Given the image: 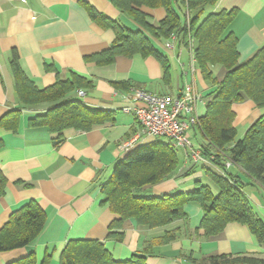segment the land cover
<instances>
[{
	"label": "crops",
	"instance_id": "obj_1",
	"mask_svg": "<svg viewBox=\"0 0 264 264\" xmlns=\"http://www.w3.org/2000/svg\"><path fill=\"white\" fill-rule=\"evenodd\" d=\"M85 4L108 18L133 30L139 26L122 13L112 0H0V118L21 108L16 96L15 76L11 67L13 50L19 54L25 74L41 89L58 79L69 80L76 74L93 82L92 89H76L67 100H78L93 111L108 112L112 120L90 132L66 130V141L58 148L53 135L45 127L31 128L30 118L46 113L54 104L23 109L16 133L0 130V178L6 180L0 197V229L11 215L25 204L35 201L46 215V223L38 238L27 248L0 253V264H11L35 252L37 264H60L66 245L73 240L102 241L116 261H127L134 254H143L147 244L167 231L179 230V238L166 245L155 246L147 255V264H203L213 256H256L264 258V246L239 223H229L224 231L210 239H201L203 210L197 204L185 205L187 220L151 229L129 220L117 232L122 241L109 238V227L115 219L108 206H103L101 188L117 163L131 151L167 138L143 133L132 114L124 112L129 105L125 95L131 88L171 96H179L186 85L193 87L200 98L195 106L199 120L207 112V104L215 97L216 87L205 81L194 59L196 42L190 47L175 42L153 39L155 47L170 65L169 80L154 57L119 56L107 66L87 62L86 57L107 50L115 41V33L104 29L89 16ZM237 9L238 14L229 32L238 39L239 63L248 62L264 46V0H218L212 12ZM155 24L167 16L164 8H143ZM226 69L215 68L218 81L224 80ZM116 84L128 86L117 88ZM79 91L85 96H79ZM237 139H242L250 126L264 117V108L246 98L233 105ZM187 136L199 150L203 136L198 125L191 126ZM131 143L130 150L121 149ZM180 167L170 179L143 191L146 197H161L192 192L201 181L215 189L205 168L221 173L208 160L194 163L180 149ZM228 171L250 180L232 165ZM246 194L254 212L264 221V187L253 182ZM218 192V190H216Z\"/></svg>",
	"mask_w": 264,
	"mask_h": 264
},
{
	"label": "trees",
	"instance_id": "obj_2",
	"mask_svg": "<svg viewBox=\"0 0 264 264\" xmlns=\"http://www.w3.org/2000/svg\"><path fill=\"white\" fill-rule=\"evenodd\" d=\"M218 0H112V4L127 14L139 26L133 30L112 20L85 4L90 18L104 29L115 33V41L105 51L86 57L87 62L99 66L111 65L119 56L132 58L154 57L164 69L169 80L168 58L154 45L153 39L167 42L173 35L177 43L189 47L196 42L194 58L203 79L216 87L214 99L207 104L206 115L199 119L198 128L203 136L199 150L203 157L216 166L205 168L213 187L196 182L192 192L161 197H146V187L162 183L175 175L181 159L173 143L155 142L135 149L113 169L110 180L101 188L102 205L108 206L115 219L109 227V238L122 241L117 232L129 220L151 229L171 225L177 220H187L185 205L193 203L203 210L201 239H210L222 233L229 223L247 226L264 246V221L254 212L246 194L247 186L257 182L264 187V117L254 122L242 139H237L234 126L233 105L246 98L258 108H264V46L246 63H239L238 39L229 32L238 10L212 12ZM143 8H164L167 16L157 24L143 12ZM226 69L224 80L215 77V68ZM11 67L15 76L17 101L20 109L12 110L0 118V130L16 133L26 107L54 104L46 113L29 119L31 128L45 127L53 135V145L58 148L65 141L64 132L75 130L90 132L95 127L112 120L110 113L93 111L78 100H67L76 89H92L93 82L72 74L69 80H60L47 88H39L23 71L19 54L12 52ZM117 88L128 86L116 84ZM237 166L250 182L228 171L226 164ZM6 180L0 178V197L4 194ZM218 190V192H216ZM46 215L37 202L31 201L14 212L0 229V253L29 247L43 231ZM179 230L167 231L161 238L147 244L143 254H134L127 261H116L104 242L96 240L70 241L60 264H147V255L158 245H166L179 238ZM46 256L43 264H47ZM11 264H37L35 252ZM203 264H264L256 256H213Z\"/></svg>",
	"mask_w": 264,
	"mask_h": 264
},
{
	"label": "built area",
	"instance_id": "obj_3",
	"mask_svg": "<svg viewBox=\"0 0 264 264\" xmlns=\"http://www.w3.org/2000/svg\"><path fill=\"white\" fill-rule=\"evenodd\" d=\"M175 42H177V36L173 35L167 42V48L172 49ZM78 94L81 97L85 96L83 91H79ZM125 99L129 105L123 109L124 112L136 118L144 134L156 138H167L175 148L184 150L187 158L195 164L206 161L201 151L194 147L187 136L190 127L199 124L195 116V106L200 98L195 94L192 86L186 85L179 96L131 88L125 95ZM131 145V143L124 144L121 149L127 152ZM226 166L230 168L231 163H227Z\"/></svg>",
	"mask_w": 264,
	"mask_h": 264
}]
</instances>
